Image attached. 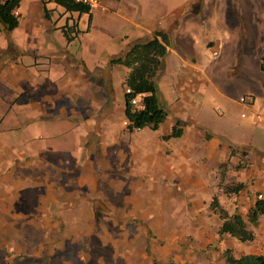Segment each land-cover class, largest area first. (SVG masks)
Segmentation results:
<instances>
[{
	"label": "crops",
	"instance_id": "obj_1",
	"mask_svg": "<svg viewBox=\"0 0 264 264\" xmlns=\"http://www.w3.org/2000/svg\"><path fill=\"white\" fill-rule=\"evenodd\" d=\"M101 3L106 12H89V25L85 32L78 29L75 36L65 35V38L62 37L63 41L58 43L56 39L50 38V34L58 38L59 32L67 29V15L73 18L74 13L66 12L54 0H20L18 7L13 11L17 26L7 31L13 34L20 29L21 36L26 33L35 41L29 48L22 50L19 63L9 62L6 65L13 72L10 78L20 83L16 86H19V91L25 97L19 102L20 107L14 115L1 118L5 121L3 125L6 129L3 130L12 134L18 121H22L26 126L25 131L31 133V141L39 131L48 134L50 129L53 134L48 138L54 141L60 137L54 126L59 121L70 123V127L61 130V135L67 133L76 144L73 146H76L77 150H118L119 144L124 143L126 133L133 135L144 129L129 132L124 125L127 121L124 115L126 88L122 90L121 101L117 103L114 91L116 85L112 75L116 68L115 74L118 68L121 69V74L118 78L116 76V80L117 85L124 87L129 69L114 65L112 61L123 58L134 44L150 40L155 33L161 34L167 45V53L156 77L158 102L167 113L166 120L169 112L174 116L170 123L164 121L163 124H167L166 130L159 136L161 140L178 121L182 123L180 138L189 134L195 135L196 129H193L194 123L189 119V111H196L197 115L211 114L210 106H206L201 98H197L208 95L210 79L203 62L193 53L195 44L202 50L221 43V52L225 59L228 56V62L224 60L222 64L226 63L233 71L237 70L239 76L247 78L252 72L247 71L245 62L242 61L249 58L248 61H252L251 67L258 70L259 76H264V0H101ZM159 5L162 7L160 12L155 11V8L150 9ZM186 6H191L187 12L183 11ZM238 9L247 12L244 22H240ZM114 21L126 29L119 38L122 48L119 53L103 59L98 53L100 47L96 43L100 38H105L107 32L102 31V35L97 36L92 31L93 25L106 28V24ZM2 29L4 27L0 24V31ZM2 50L3 45L0 44V51ZM213 55L216 56V53ZM196 75H200L203 81L199 82ZM14 99L16 100V97ZM239 99L235 104L240 110V125L250 126L251 121L248 118L252 123L260 125L253 120L256 111L252 108L253 104L244 106L239 103ZM182 100L183 104L180 106L175 104ZM115 111L122 117L120 121L118 119V123L115 122L118 118ZM242 114L244 117H241ZM10 120L13 122L9 123ZM36 122L37 130H34L33 123ZM106 128L107 134L112 136L111 142L105 140ZM3 138L7 141L10 136L5 134ZM24 141L27 144L29 137L26 136ZM93 141L97 145L86 146V143ZM211 141L213 140L209 139L206 142L205 152L216 146L218 161H221V145L211 146ZM0 146L7 150L5 156L0 157V180H11L8 176V172L13 168H8L11 157L17 161L14 162V167L23 166L27 169L30 166L28 159L22 154H19L18 158L13 155V146H8L7 143H1ZM50 149H54L53 145L42 148V152ZM166 150L171 151L164 148V156L160 154L158 161L169 156ZM245 156H248L247 152ZM22 159L26 162L22 163ZM87 162L89 165L86 175L90 173L93 164L91 159H87ZM259 173V195L264 199V164L261 165ZM85 178L87 179L86 176ZM247 191L249 190L244 186L238 194H232L240 197L244 204L248 203L246 220L247 213L257 198H253ZM209 205L208 200L198 201L187 207L184 212L177 210L174 213L178 215L168 217V221L161 217L162 208L167 206L157 210L156 207L144 209L141 205H134L125 211L124 208H118L114 218L104 215L112 211L109 208L103 211L89 208L91 216L86 217L84 222L85 228H90L86 247L88 264H226V251H230L235 258L252 254L232 251L235 247L232 241L236 239L218 234L221 222L212 213ZM219 206L221 207L220 204ZM237 213L239 211L236 210L233 214Z\"/></svg>",
	"mask_w": 264,
	"mask_h": 264
},
{
	"label": "rangeland",
	"instance_id": "obj_2",
	"mask_svg": "<svg viewBox=\"0 0 264 264\" xmlns=\"http://www.w3.org/2000/svg\"><path fill=\"white\" fill-rule=\"evenodd\" d=\"M190 7L186 6L183 11L187 12ZM153 8L158 12L162 9L160 5L150 9ZM238 15L240 22L247 18L246 11L238 9ZM72 16L67 15V29L59 32L58 38L51 33L50 38L60 43L65 35L75 36L79 30L85 32L89 25L88 15L74 13ZM92 31L97 36L102 35V31L107 32L106 37L102 36L96 43L100 47L98 53L101 58L119 53L122 48L119 38L126 31L120 23L114 21L106 24V28L93 25ZM127 31L130 32V29ZM21 32L20 29L13 34L4 29L0 31V44L3 45L0 51V144L13 146V155L18 158L22 154L30 166L27 169L23 166L14 167L17 161L11 157L8 166L9 169L13 167L8 172L11 180H0V264H88L86 247L90 228L86 229L84 222L86 217L91 216L89 208L97 211L109 208L112 211L104 215L114 218L118 208H124L125 211L134 205H141L144 209L156 207L157 210L167 206L162 208L161 217L168 221V217L178 215L174 213L177 210L184 212L198 201L208 200L211 203L215 197L229 214L237 210V214L246 220L248 203L244 204L240 197L229 193L230 189L243 184L253 198L262 199L259 198V171L264 164V125H256L248 118L250 126H241L240 110L235 104L239 97H252L253 109L257 111L264 107V76H259L258 70L251 67L249 58L242 61L247 71L252 72L245 78L226 63L222 64L224 60L228 62V56L225 59L221 52V43L202 50L195 44L193 53L203 62L210 79L208 95L197 98H201L211 108L209 116L203 113L197 115L196 111L188 112L189 119L194 123L193 129H196L195 135L162 141L159 136L166 130V123L155 132L146 128L133 135L126 133L124 143L119 144L118 150L112 148L101 152L98 148L83 152L73 146L76 144L67 133L61 135V130L70 127V123L58 121L54 125L60 136L54 141L48 138L53 134L51 129L48 134L39 131L31 141V133L25 131L26 126L22 121H14L17 131L14 130L12 134L3 130L6 127L1 118L14 115L20 107L19 102L25 97L19 91V86H16L20 83L10 78L13 72L6 66L9 62L19 63L22 50L29 48L35 41L26 33L21 36ZM115 71L112 78L116 85V101L119 103L121 92L126 87L117 85L116 79L121 69L118 68L117 74ZM196 78L199 82L203 81L200 75H196ZM29 94H32L31 90ZM175 104L180 106L183 100ZM115 114L118 115L115 119L118 123L122 117L119 112L115 111ZM173 117L169 112L166 121L170 123ZM33 125L34 130H37V122ZM105 133V140L111 142L112 136L107 134V128ZM5 134L10 136L7 141L2 139ZM26 136L29 137L27 144L24 141ZM209 139L213 140L211 146L221 145V161H218L216 146L205 152ZM93 144L97 145L93 141L86 143V146L93 147ZM50 145L54 149L42 152V148ZM164 148L171 150H166L169 156L158 161L160 154L164 156ZM6 151L4 146H0V157L5 156ZM244 151L248 156H245ZM23 159L21 162H26ZM87 159H91L93 164L86 175L89 165ZM1 163L0 159V169ZM97 215L102 216L101 213ZM247 229L253 233V241L243 244L233 240L235 247L232 251L264 255V216L260 218L258 227L247 224Z\"/></svg>",
	"mask_w": 264,
	"mask_h": 264
},
{
	"label": "trees",
	"instance_id": "obj_3",
	"mask_svg": "<svg viewBox=\"0 0 264 264\" xmlns=\"http://www.w3.org/2000/svg\"><path fill=\"white\" fill-rule=\"evenodd\" d=\"M57 5L64 8L68 13L88 14L90 11L73 3L71 0H54ZM20 0H0V24L5 30L11 31L16 28L17 21L13 11L18 7ZM167 53L165 38L155 33L152 38L144 43L134 44L123 58L112 61L114 65H121L129 69L125 80V87L132 94H125V119L129 122L128 131L148 128L156 131L164 123L167 113L160 107L157 97L158 87L156 77L160 71L162 61ZM136 96L144 106L141 111H134L130 100ZM182 123L177 122L170 133L162 137L163 141L177 139L182 136ZM243 184L233 186L229 193L238 194L243 189ZM210 209L221 222L219 235H228L241 243L252 242L253 233L247 229V224L253 228L259 226V220L264 216V199L256 200L247 213V220L239 215H229L222 209L215 197L210 203ZM226 264H264V255L245 254L235 258L230 251L224 253Z\"/></svg>",
	"mask_w": 264,
	"mask_h": 264
},
{
	"label": "built area",
	"instance_id": "obj_4",
	"mask_svg": "<svg viewBox=\"0 0 264 264\" xmlns=\"http://www.w3.org/2000/svg\"><path fill=\"white\" fill-rule=\"evenodd\" d=\"M71 1L75 4H79V5L87 8L90 12L96 11V10L101 11V12H106V8L101 3V0H71ZM124 93L126 95L132 94V92L128 88L125 89ZM253 102H254V100L251 97H247V98L241 97L239 99V103L244 105V106L251 105V104H253ZM130 103H131L134 111H141L144 109V106L141 103L139 96L132 98L130 100ZM241 117H244V114H242ZM253 120L256 123L264 125V107L261 109H258L257 111L254 112ZM124 125L127 127L129 125V122L126 121L124 123ZM135 130H139V129H135ZM259 198H261V197L259 196Z\"/></svg>",
	"mask_w": 264,
	"mask_h": 264
}]
</instances>
